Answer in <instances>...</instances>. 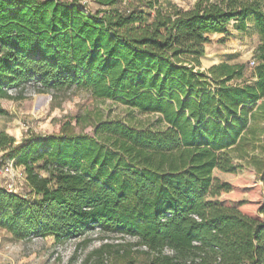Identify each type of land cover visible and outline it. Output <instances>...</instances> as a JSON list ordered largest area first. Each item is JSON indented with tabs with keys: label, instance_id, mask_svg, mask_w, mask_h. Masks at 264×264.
<instances>
[{
	"label": "trees",
	"instance_id": "obj_1",
	"mask_svg": "<svg viewBox=\"0 0 264 264\" xmlns=\"http://www.w3.org/2000/svg\"><path fill=\"white\" fill-rule=\"evenodd\" d=\"M94 3L0 0V98L31 81L39 93L74 88L157 127L98 119L92 134L67 123L20 142L0 132V167L22 166L28 189L0 184V229L15 241L61 244L94 228L135 239L103 244L96 264L111 253L119 264H264V0L186 11L150 0L151 19ZM233 21L259 37L250 75L202 70L209 35Z\"/></svg>",
	"mask_w": 264,
	"mask_h": 264
},
{
	"label": "rangeland",
	"instance_id": "obj_2",
	"mask_svg": "<svg viewBox=\"0 0 264 264\" xmlns=\"http://www.w3.org/2000/svg\"><path fill=\"white\" fill-rule=\"evenodd\" d=\"M77 2L89 12H96L99 7L94 0H62ZM150 0H121L117 6L120 10H140L149 13L147 2ZM198 0H157V4L165 9L176 7L190 10ZM214 1V0H210ZM259 44V37L255 29L248 24L246 30H239L233 21L226 27L224 34L209 35V43L205 45V54L201 59V66L210 63L242 64L246 66L249 76L254 67L250 62ZM11 98H0V108L4 114L0 115V132L12 136L17 142L31 134L57 135L61 128L69 123L76 134H92L93 124L99 120H120L134 125H156L154 115H142L130 111L124 105L109 100H95L84 90L72 88L65 93H39L35 87L24 86L18 93L9 95ZM44 175V174H43ZM5 180L0 178V184ZM19 193L27 194L25 183H16ZM135 242L119 236L106 235L98 228L91 229L81 236L57 244L52 237L31 238L15 241L4 230L0 229V264H96L95 252L103 244ZM112 252V251H111ZM115 254H107L104 264H119L114 261ZM137 264H145L138 259Z\"/></svg>",
	"mask_w": 264,
	"mask_h": 264
},
{
	"label": "built area",
	"instance_id": "obj_3",
	"mask_svg": "<svg viewBox=\"0 0 264 264\" xmlns=\"http://www.w3.org/2000/svg\"><path fill=\"white\" fill-rule=\"evenodd\" d=\"M250 65L251 67H254L256 65L255 60H252L250 62ZM27 85H30L32 87L40 86L38 83H35L33 81L29 82ZM21 89H22L21 87L20 88H5L4 91L8 95H13V94L18 93ZM0 178H3L5 180L3 186L10 193L11 192L19 193L18 187L16 185L17 182L18 183L21 182L22 184L26 183V175H25L24 168L22 166H16L13 161H8L3 166L0 167ZM131 240L135 241L134 238H132ZM142 249H145V248L142 247Z\"/></svg>",
	"mask_w": 264,
	"mask_h": 264
},
{
	"label": "crops",
	"instance_id": "obj_4",
	"mask_svg": "<svg viewBox=\"0 0 264 264\" xmlns=\"http://www.w3.org/2000/svg\"><path fill=\"white\" fill-rule=\"evenodd\" d=\"M201 59H202V58H201ZM201 59H200V63H201ZM219 63H220V62H218V63H214V62H213V63H210L207 67H202V66H201V69H202V70H205V69H208L209 67H211V66H213V65H217V64H219Z\"/></svg>",
	"mask_w": 264,
	"mask_h": 264
}]
</instances>
